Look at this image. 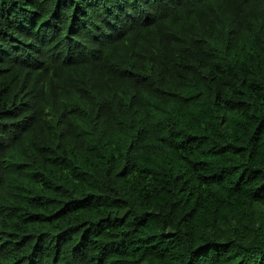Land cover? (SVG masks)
I'll return each instance as SVG.
<instances>
[{
	"label": "trees",
	"instance_id": "obj_1",
	"mask_svg": "<svg viewBox=\"0 0 264 264\" xmlns=\"http://www.w3.org/2000/svg\"><path fill=\"white\" fill-rule=\"evenodd\" d=\"M0 264H264V0H0Z\"/></svg>",
	"mask_w": 264,
	"mask_h": 264
}]
</instances>
